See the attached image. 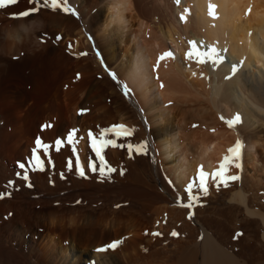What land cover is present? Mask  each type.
I'll use <instances>...</instances> for the list:
<instances>
[{
    "label": "bare ground",
    "instance_id": "6f19581e",
    "mask_svg": "<svg viewBox=\"0 0 264 264\" xmlns=\"http://www.w3.org/2000/svg\"><path fill=\"white\" fill-rule=\"evenodd\" d=\"M191 2L192 28L218 54L228 48V61L214 63L205 58L207 66L200 70L196 60L181 59L178 42L184 39L174 17L168 16L158 32L152 31L137 0H69L78 15L47 8L27 17L14 15L34 7L29 0L0 9V264H91L89 259L101 255L97 249L110 241H121L116 248H108L110 254L132 247L137 229L153 228L152 233L164 234L153 216L160 206L177 200V195L159 171L172 175L177 190L191 182L188 177L197 174L199 162L204 163L205 172L216 171L217 157L229 155L228 149L241 137L228 135L227 139L224 134L212 136L192 128L202 123L215 129L223 123V112L227 120L240 115L241 121L234 126L240 135H255L248 136L245 170L252 166L251 171L264 177L263 152L256 136L264 132V0H187L186 8ZM210 5L215 6V16L209 14ZM83 29L91 38L84 49L78 47ZM169 40L177 56L161 60V55L171 52L166 48ZM40 55V69L41 64L49 65L56 74H21L22 66ZM253 67L258 73L250 70ZM119 120L131 134L104 137L117 145H106L101 151L116 171L101 175L104 165L88 133L99 139L102 129L118 125ZM74 129L70 145L67 136ZM37 138L51 145L47 153L43 149L38 153L43 170H33L27 163ZM57 140L63 141L59 150ZM129 144H145L156 158L153 154L151 163L144 162L140 152L128 149ZM21 162L28 167V181L22 178ZM93 163L95 172L90 167ZM9 181L14 183L9 186ZM243 182H227L239 189L231 192L230 200L253 203ZM207 187H217L211 175ZM199 210L201 219L190 223L194 231L188 220L182 230L190 228L194 237H203L200 250L195 247L182 253L180 264L232 263L233 254L228 251L232 242L226 240L233 214L222 209L207 218ZM161 235H154L147 247L157 249ZM68 251L73 254L71 260ZM111 257L101 264H121L110 262Z\"/></svg>",
    "mask_w": 264,
    "mask_h": 264
},
{
    "label": "rangeland",
    "instance_id": "374dc122",
    "mask_svg": "<svg viewBox=\"0 0 264 264\" xmlns=\"http://www.w3.org/2000/svg\"><path fill=\"white\" fill-rule=\"evenodd\" d=\"M22 1L23 0H18L19 3ZM137 2H138L140 11L144 13L146 19L148 20L149 28L152 31L158 32L160 29V26L162 24H164V22L168 19V16H170L172 18L174 17L173 18L174 24L177 27L179 34H181L182 39H184L183 42H180V41L178 42L179 47H180V51L179 52L177 51V52L179 53L180 58L181 57L182 58L184 57L183 59L188 58L187 54L190 51H193L192 44L190 43L192 41H194L196 43V48L200 52H207V51H210L211 48H213V45H211L210 42H207L205 40V38L197 35L196 30H194V28H192V25L194 26L193 20L195 21L193 2H191V4L187 6V8L185 6L187 0H179V3H177L176 0H137ZM11 6L12 5L7 6L6 8H10ZM183 15L187 18L182 19ZM175 19H176L177 24L175 22ZM190 19H191V22H190ZM189 22H190V24H189ZM187 26L189 27V29L185 31V28ZM136 27H137L136 23H134L133 29H136ZM82 32L85 33V30L83 29ZM84 33H82L83 37L81 38V40L83 41V43L85 42V44H84L85 46L83 45L82 41H81V44H78L79 45L78 47H81V48L83 47V49H84V47H88V46H90L89 44H91L90 43L91 38L88 37L87 33H85V34ZM85 36H87V37H85ZM148 36H151V33H149ZM86 38L89 39V42H88V39H86ZM162 41H164V39ZM117 45H119V43H117ZM200 45H202V47H200ZM166 48L173 53V57L177 56L176 50L174 49L175 45L170 40L166 42ZM221 49L222 50H219V52H220L219 57L223 58L222 61H228L229 60L228 48L225 47V48H221ZM68 51H70V50L68 49ZM42 56L40 55L41 58L38 57V59L34 63L24 64L25 66L23 65L22 68L20 69L21 74L29 75V74H35L36 72H37L36 74L39 73L42 75L43 74L44 75L45 74H56V71L53 69V67L49 66V65L43 64L44 65L43 66L41 64V69H40V62H42ZM16 58L9 57L7 59L8 60L11 59L10 61H18V58H17V60H16ZM188 59H190V58H188ZM191 59H194L193 61L196 60V63H198V65L196 67L197 69L202 70V69L206 68L207 64L205 62H203V63L199 62L200 58L198 56H196L195 52L193 53V58H191ZM217 60L220 61L219 59H217ZM100 63H101V61H100ZM23 67H24V69H23ZM22 69H23V71H22ZM255 69L256 68L253 67L250 70L255 71V73H258L257 69L256 70ZM8 74H10V73H8ZM105 74H108V73L106 72ZM112 74H117V72H114ZM96 78H98V77H96ZM211 78L214 79L213 75H212V77L210 76V79ZM119 83L117 82L118 85H119ZM223 108H225V107L223 106ZM225 110H226V108H225ZM222 112L223 111H220V113H222ZM222 114L223 115H221V116L225 117L224 112ZM226 120H227L226 118L224 120H222L223 123L221 125L217 126L216 127L217 129L216 128L215 129L214 128H212V129L208 128V126H206V124H202V123H198L197 125L194 124L192 129H194L196 131L204 132V133L207 131L206 133L210 134L212 136H215V135L217 136L218 134H220V135L224 134L225 137L228 135L241 137L240 139H241V142L243 143V147H242V151H241L242 153L240 154L242 157L240 160L241 161V168L239 170L238 169L239 167H236V163H238V160L234 161L228 165L227 173L229 176H232V175L238 176L237 171L239 170L238 171V172H240L239 179L235 180V181H241V182L244 181L243 184H246L248 191L250 189V192H248L247 195L252 196L253 203L249 204L248 202H246V204H241V203H238L235 201L233 202L230 200L231 192L235 194L239 190L238 186L235 185L236 183L234 185L233 184H231V185L227 184V186H225L224 184H223L224 185L223 186L221 183L219 185L220 187H216L214 190H212V189L208 190L207 195H204L202 190L199 189V187L198 188L193 187L192 194H194V192H195L194 196L195 195L199 196L200 199H198L199 201L198 200L189 201L187 199L188 194L186 192L187 186L178 187V190H177V183H175L173 181V177H171L172 175L169 174L166 170H165V174H163V172L160 170L159 176L161 175V178L163 181H169L170 182V186L175 190L174 194L177 195V197H176L177 200L171 202V204H169L170 206H166V207L160 206V211L158 213H155L153 216V219H155L156 224L158 226H160L161 232L162 231L164 232V234L162 233V235H161V239L163 238L162 243H161V245L158 246V248H160V249H158V248L157 249H150L147 247L146 243L154 237V235L152 233L153 228L151 231L150 230L143 231L142 230V229H144V227H143V228L137 229L133 232V235L135 237V239H134L135 241H134L132 247L127 248V249H123V250H118L117 253L110 254V253H107V250H108L107 245L113 243L112 241H110V242L105 244L106 246L105 245L102 246V248L103 247L107 248V250L100 251L101 255L99 256L100 258L97 257L98 260L94 259V261H93L92 259H89L91 264H94V263L95 264H101V262H103L102 260H108L111 256H112L111 260H109L110 262L115 261V263H121V264H180L179 258L181 257L182 253L186 252L189 249H194L195 247H197L198 250H200V245L202 243L203 237L199 236V235L197 237H194L193 236L194 233L192 232V231H194V230H192L193 225L190 224V223H193L196 219L197 220L201 219V213L199 212L200 211L199 208H201V211H204V216L207 218H213L214 216H216L218 214V212H221L222 209L225 211H231V214H233L234 217L233 216L231 217V225H230V223L229 224L227 223V226H229V229H231V234H230L231 237L228 236L227 237L228 240H226V241L232 242L228 245V246L231 245L229 247L228 251L230 250L229 253L231 252V255L233 254L232 255V257L234 258V261L232 262L233 264L234 263L235 264H264V220H263V215H264V213H263L264 212V177H262L261 173H259V172L254 173L253 171H251L252 166H248V169H246L247 171L245 170V166L247 165L246 164L247 158H245L246 157L245 156L246 143H249L248 142V140H249L248 136L253 134V133H250L248 136L246 134L240 135V133H238V131L236 130L235 127H229V125L225 122ZM118 123H119L118 125L124 124L120 120L118 121ZM210 129H211V131H210ZM232 129L233 130L235 129L237 133L234 132ZM252 129H254V127L251 128V130ZM194 130H192V131L194 132ZM218 131H221V132H218ZM227 133H229V134H227ZM261 135H262V137H261ZM256 136L257 137L259 136V138H260L259 143L262 147L261 146H258V147H259V152H261V153L263 152V161L262 162H264V151H262V150H264V149H262L264 147L263 146L264 145V132L258 133V134H256ZM226 138L228 139L229 137H226ZM183 143H185V141ZM235 144H236V142H235ZM235 144L233 145V147L235 146ZM119 150L121 151L122 149L120 148ZM128 153L125 154V157H127L128 155L132 156L131 153H129V154ZM152 153L154 155L151 154V151L147 148V150L144 153H140V155L142 154V156H143L142 158H144V162H146V163L150 162L151 163L152 162L151 160H153V158L155 157V153L154 152H152ZM226 155H228V154H226ZM187 156L188 157L190 156L188 159H190L192 157V155L190 153L189 154L187 153ZM223 158L224 157H221L222 160H223ZM219 159L220 158L217 157V161L220 164L221 159L220 160ZM202 163L201 162L198 163L197 168H196V172L198 171V168L201 165L203 166L204 163L203 164ZM156 173H157V171H156ZM192 176H193V178H195L197 176V174L195 172H193ZM188 178L191 181L193 179V178L190 179V176ZM175 186H176V188H175ZM179 188H180V190H179ZM223 188H226V189H223ZM195 189L196 190L199 189L201 194H199L198 190H197L198 193L196 194ZM213 192H215V193H213ZM200 195H202V196H200ZM254 198H255V201H254ZM206 199H207V201H206ZM188 203L192 204L191 208L183 206V205L188 204ZM235 205L237 206L236 209H235ZM157 207H159V206H157ZM161 208H162V210H161ZM180 210L184 214H180V212H181ZM198 213H199V215H198ZM199 216H200V218H199ZM196 217H198V218H196ZM223 219L229 220V218H227L226 216L223 217ZM182 220H183V222H182ZM187 220H188V223L192 226V227H190L192 231L189 228V229H187L186 232H184L182 230V228H183V225L185 224V221L187 222ZM191 220H192V222H191ZM135 221H138V219L135 218ZM145 226H147V225H145ZM158 226H155L156 227L155 229H158ZM197 227L199 229L202 228L198 224H197ZM173 231L178 233V235L173 236L171 234ZM154 232H156V230ZM238 234H241V235H238ZM126 235H128V234L126 233ZM201 235H203V234H201ZM143 237H145V240L142 241ZM216 237L218 238V236H215L214 239L219 240V238L217 239ZM99 240H101V239L99 238ZM219 241H221V240H219ZM246 246H249L250 249ZM244 248H246V249L244 250ZM112 249L113 248H111V249L109 248V250H112ZM158 250H160L162 253ZM94 252H92V253H94ZM199 254H200V251H199ZM67 256H68V260H71L73 254L68 251ZM101 256H103V257L101 258ZM74 259H76V258H74ZM74 259H73V261H74ZM232 263H230V264H232Z\"/></svg>",
    "mask_w": 264,
    "mask_h": 264
},
{
    "label": "snow or ice",
    "instance_id": "6c2138e0",
    "mask_svg": "<svg viewBox=\"0 0 264 264\" xmlns=\"http://www.w3.org/2000/svg\"><path fill=\"white\" fill-rule=\"evenodd\" d=\"M177 3H179V0H176ZM18 3V0H0V9H4L7 6L10 5H14ZM30 4L35 5L34 7L28 9V10H24L20 13L14 14L17 15L19 17H27L31 14L34 13H38L41 9L47 8V9H51V10H61L65 13H69L72 15H78L75 11V9L70 5L69 0H29ZM214 5H210V15L215 16V12H214ZM183 19V17H182ZM192 44V49L193 51H190L187 55L188 58H193V53L195 52L196 56H198L199 62L203 63L205 62V58H207L208 60H212L214 63L217 61V59H219L222 62V57H219V54L217 53V50L213 47L210 49V51L207 52H200L197 50L196 48V43L194 41L190 42ZM82 55H86V53H83ZM173 57V53L172 52H166L163 55H161L160 59L164 60L165 58H171ZM113 78H115V74H112ZM127 87V86H125ZM126 95L128 94L127 91L125 93ZM222 120H224L225 118L222 116L221 117ZM241 121L240 115L237 113L232 119L226 120L225 122L229 125V127H234L235 124L239 123ZM44 127H50V125H45ZM77 130H72L68 136H67V143L68 144H73L74 143V137H75V133ZM108 133H114L116 136H121V135H130L131 132L128 128H126L125 125H113L110 128L107 129H102L101 133H100V138L97 139L96 136H94L91 132L88 133L89 137L91 138V146L92 148L95 150L97 156L100 159V162L104 165V167L100 168L99 171L101 173V175H105L107 173L110 172H115L116 169L112 168L110 166L107 165L104 156L101 155V151L102 149L106 146V145H112V146H117L115 144L114 140H107L104 139L105 136H107ZM63 143L62 140H57L55 142L56 145V149L59 150V146ZM35 145L36 147L33 149V158L31 160H29L27 163L29 166H31V168L33 170L35 169H39V170H43V161L41 160L40 155L38 154L39 151L41 149H43V151L45 153L48 152L49 148L51 147V145L45 144L40 138H37L35 140ZM121 147H123V145H120ZM128 149L131 151L133 149H135L137 152L140 153H144L146 151V145L145 144H140V145H131L129 144ZM243 147V143L241 141H237L235 146L232 148L228 149V153L229 155H225L223 160L220 162L218 168L216 169V171H214L213 173L209 174L207 172L204 171L203 166L201 165L198 168L197 171V176L195 178L192 179V181L187 185L186 188V192H187V199L189 201L192 200H198L199 197L198 196H194L192 194V190L193 187H199L204 195L208 194V187H207V180L209 178V175H211V178L216 181L217 183V187H219V185L222 183L225 186H227V182L232 180H238L239 176H229L226 175L227 171H228V165L234 161L239 160L240 158V150ZM19 168L24 169L25 171V175L22 177L25 181H28L29 177L26 174L28 171V167H26V164L21 162L19 163ZM71 161L69 160L68 162V167L71 169ZM91 170L92 171H97L96 165L90 164ZM236 167H240L239 163H236ZM79 174L81 176L84 175V171H83V166H81L80 168V172ZM17 175L19 176L20 173H17ZM14 183V181H9V186H11ZM29 187H31V184L29 183L28 185ZM10 195V193H9ZM0 198H3L2 196H0ZM185 207H192L191 203L185 204L183 205ZM154 235H161V233L157 232V233H153ZM173 236L178 235V233H176L175 231H173L171 233ZM241 235V234H238ZM121 243V241H116L113 242L111 244L107 245V248H116L119 244ZM107 248H100L97 249V251H105L107 250Z\"/></svg>",
    "mask_w": 264,
    "mask_h": 264
}]
</instances>
